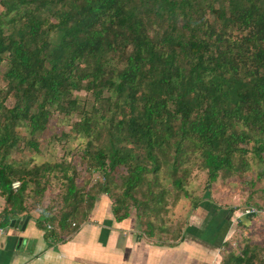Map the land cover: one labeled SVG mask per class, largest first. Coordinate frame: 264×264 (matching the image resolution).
<instances>
[{"label": "trees", "instance_id": "obj_1", "mask_svg": "<svg viewBox=\"0 0 264 264\" xmlns=\"http://www.w3.org/2000/svg\"><path fill=\"white\" fill-rule=\"evenodd\" d=\"M0 4V67L8 62L0 90V228L29 215L54 180L65 189L56 201L58 225L83 221L88 196L76 182L82 172L106 177L97 189L122 220L132 206L156 210L165 200L153 192L150 170L167 165L174 187L184 189L185 172L195 166L206 170L210 187L221 173L246 170L249 149L264 161V0ZM81 90L92 94L91 108L80 110L74 92ZM74 111L83 168L67 159L10 160L20 141L16 127H28L26 144L38 153L37 134L57 113ZM262 250L248 244L237 255L222 251L219 264H264Z\"/></svg>", "mask_w": 264, "mask_h": 264}, {"label": "crops", "instance_id": "obj_2", "mask_svg": "<svg viewBox=\"0 0 264 264\" xmlns=\"http://www.w3.org/2000/svg\"><path fill=\"white\" fill-rule=\"evenodd\" d=\"M79 190L88 196V206L77 224L68 221L62 229L59 216L48 217V210L37 205L27 216L12 217L2 227L0 264H219L232 244V212L205 195L182 229L166 239L158 228L148 230L136 209L117 220L107 193ZM4 208L0 196V213Z\"/></svg>", "mask_w": 264, "mask_h": 264}, {"label": "rangeland", "instance_id": "obj_3", "mask_svg": "<svg viewBox=\"0 0 264 264\" xmlns=\"http://www.w3.org/2000/svg\"><path fill=\"white\" fill-rule=\"evenodd\" d=\"M3 10L4 6L0 4V13ZM7 68L8 62L5 60L0 67V90H3L6 86L7 81L4 73ZM74 96H78L80 99V110L91 108L94 102L92 94L87 90L75 91ZM13 101L14 98L10 97L6 104L11 107ZM79 112L74 111L70 114L61 113L59 115L57 113L52 117L49 128L36 136L40 143V152L38 153L32 150L29 144H26L29 133L28 127L23 125L16 127L15 133L20 137V141L10 153V160H24L31 164L34 162L42 164L44 162L54 163L67 159L68 161H75L79 169L83 168L81 166L83 160L79 155L85 147V142L83 138L76 135L75 130V123L81 119ZM245 157L248 164L246 170L243 172H232L229 175L221 173L216 180L211 182L210 187L207 185L208 175L206 170L196 168L195 166V168L190 167L188 174L185 172L187 178L185 179L184 189L174 187L167 165H164L158 172L150 170L147 173L148 175H146L155 180L154 184H152V187H154L153 192L160 190V196H164L163 199L165 200L155 205L156 210H151L154 204L147 211H144L143 208L139 210L135 206H132L131 209H136L138 215L140 213L141 222H143V218H146L147 221L151 222L154 230L158 228L163 237L169 239V237L175 236L178 230L182 229L187 217L193 213L194 209H197L204 195L208 193L210 199L215 204L232 212L233 241L230 247H227L223 252L226 251L225 253H228L231 250L237 255L248 244L264 246V215L257 216L256 218L243 215L245 208L250 205H255L264 210V161L252 149H249ZM235 161L239 162L240 158H235ZM102 176L103 174L98 171L82 172L76 179V182L78 187L83 189L89 188V191L96 192L100 182L95 178L99 179ZM118 179L120 180L121 178L118 177ZM64 190L62 183L54 180L48 186L45 194L52 200V203H55L59 197H62ZM140 193L142 192L140 191ZM139 196L140 198H144L141 194ZM154 201L156 202L157 199H154ZM242 219H246L247 225H245L246 222H243ZM145 222L143 224L147 226ZM260 260L264 263L263 250Z\"/></svg>", "mask_w": 264, "mask_h": 264}, {"label": "built area", "instance_id": "obj_4", "mask_svg": "<svg viewBox=\"0 0 264 264\" xmlns=\"http://www.w3.org/2000/svg\"><path fill=\"white\" fill-rule=\"evenodd\" d=\"M95 179L99 180L98 182H100L99 184H101V185H104L106 183V181H107V179H106V177L104 175L102 177H99V179L98 178H95ZM19 186H20V182L19 181H16V182L13 183V188L14 189H17ZM58 204L59 203H56V202L52 203V200L49 199L47 197V195H46L45 196V200L40 202L37 205V208L38 209L42 208L44 210L47 209L48 210L47 211L48 217H54V216H58V214H59L60 206ZM243 215H248L250 217L256 218L257 216L258 217L259 216H263L264 215V210L259 208V207H257V206H255V205H250V206L245 208V210L243 212ZM48 217L44 219L45 222L48 221ZM74 224L75 223H73V225ZM46 226L48 228H50V229L52 228V225L49 224V223H47ZM2 233H3V229L0 228V237H1Z\"/></svg>", "mask_w": 264, "mask_h": 264}, {"label": "water", "instance_id": "obj_5", "mask_svg": "<svg viewBox=\"0 0 264 264\" xmlns=\"http://www.w3.org/2000/svg\"><path fill=\"white\" fill-rule=\"evenodd\" d=\"M15 223H16V221H15V220H13V221L11 222V226H14V225H15ZM24 225H26V224H24Z\"/></svg>", "mask_w": 264, "mask_h": 264}]
</instances>
